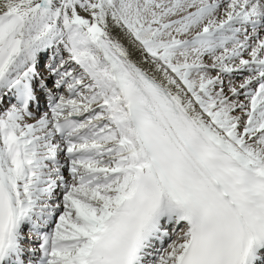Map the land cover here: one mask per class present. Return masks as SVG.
I'll return each mask as SVG.
<instances>
[{
    "label": "snow or ice",
    "instance_id": "obj_1",
    "mask_svg": "<svg viewBox=\"0 0 264 264\" xmlns=\"http://www.w3.org/2000/svg\"><path fill=\"white\" fill-rule=\"evenodd\" d=\"M0 264H264V0H0Z\"/></svg>",
    "mask_w": 264,
    "mask_h": 264
}]
</instances>
